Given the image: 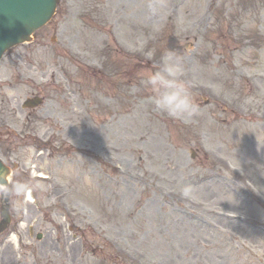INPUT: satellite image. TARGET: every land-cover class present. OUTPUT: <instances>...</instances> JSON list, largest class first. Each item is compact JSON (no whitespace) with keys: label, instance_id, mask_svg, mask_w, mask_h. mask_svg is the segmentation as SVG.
Returning a JSON list of instances; mask_svg holds the SVG:
<instances>
[{"label":"rangeland","instance_id":"obj_1","mask_svg":"<svg viewBox=\"0 0 264 264\" xmlns=\"http://www.w3.org/2000/svg\"><path fill=\"white\" fill-rule=\"evenodd\" d=\"M57 6L0 61V264H264V0ZM169 50L191 117L142 83Z\"/></svg>","mask_w":264,"mask_h":264},{"label":"clouds","instance_id":"obj_2","mask_svg":"<svg viewBox=\"0 0 264 264\" xmlns=\"http://www.w3.org/2000/svg\"><path fill=\"white\" fill-rule=\"evenodd\" d=\"M162 67L142 81L151 90V102L157 111L176 119L191 117L194 108L188 87L181 79V58L172 50L162 56ZM259 193V192H257Z\"/></svg>","mask_w":264,"mask_h":264},{"label":"water","instance_id":"obj_3","mask_svg":"<svg viewBox=\"0 0 264 264\" xmlns=\"http://www.w3.org/2000/svg\"><path fill=\"white\" fill-rule=\"evenodd\" d=\"M57 0H0V57L50 19ZM33 103L36 101H32ZM0 182L5 179L0 175Z\"/></svg>","mask_w":264,"mask_h":264},{"label":"bare ground","instance_id":"obj_4","mask_svg":"<svg viewBox=\"0 0 264 264\" xmlns=\"http://www.w3.org/2000/svg\"><path fill=\"white\" fill-rule=\"evenodd\" d=\"M225 173L226 172H219V175H220V177H223L224 178V180L226 181V182H228V183H230L231 184V179H230V177L229 176H227V174L225 175ZM230 173H233V172H230ZM234 174V173H233ZM11 245H13L11 242L9 243H6V245L5 246H10L11 247ZM73 247V246H72ZM72 247H71V253H72ZM69 249V248H68Z\"/></svg>","mask_w":264,"mask_h":264}]
</instances>
